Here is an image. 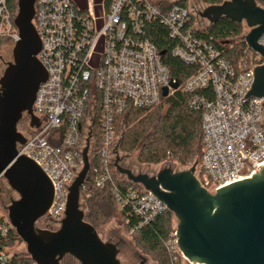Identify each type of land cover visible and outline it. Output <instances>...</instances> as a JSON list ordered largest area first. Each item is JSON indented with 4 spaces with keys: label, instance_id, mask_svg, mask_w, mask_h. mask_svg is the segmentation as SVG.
Listing matches in <instances>:
<instances>
[{
    "label": "built area",
    "instance_id": "obj_1",
    "mask_svg": "<svg viewBox=\"0 0 264 264\" xmlns=\"http://www.w3.org/2000/svg\"><path fill=\"white\" fill-rule=\"evenodd\" d=\"M204 8L191 0H36L33 24L42 43L37 57L48 76L33 105L39 125L31 126L30 116H25L27 126L18 125L25 142L17 149L19 156L41 165L54 183L53 203L38 221L40 228L60 227L87 145L90 165L91 159L98 163L96 186L108 189L120 209L138 218L131 234L168 210L141 185L140 191L135 186L124 191L113 175L114 165L107 162L125 111L159 105L165 87L169 95L179 89L189 93V106L202 111L198 177L203 187L209 189L214 182L218 189L252 177L264 164V98L249 95L260 57L246 47L234 64L211 40L197 35L207 25L199 15ZM17 11L8 0H0V38L11 46L20 39ZM153 25L166 29L172 56L194 66L183 83L171 77L161 48L149 37ZM259 43L264 47V34ZM177 81L178 89L172 88ZM4 180L0 174V185ZM81 201L85 204L83 196ZM0 230L7 235L9 226ZM177 240L175 229L166 248L188 264ZM9 251L1 250L0 264L12 260Z\"/></svg>",
    "mask_w": 264,
    "mask_h": 264
},
{
    "label": "water",
    "instance_id": "obj_2",
    "mask_svg": "<svg viewBox=\"0 0 264 264\" xmlns=\"http://www.w3.org/2000/svg\"><path fill=\"white\" fill-rule=\"evenodd\" d=\"M35 2L17 0L15 24L20 39L0 78V174L19 195L7 206V217L35 264H62L66 256L74 257L80 264H122L117 243L104 241L85 220L81 188L91 167L88 145L84 148V167L69 187L60 227L49 230L38 225L52 206L54 183L41 165L19 156L17 149L18 143L25 142L18 130L20 121L29 115L31 126L39 125L33 105L40 84L48 76L37 57L42 43L33 24ZM199 15L210 25L229 18L249 28L243 40L260 57L253 69L254 83L249 95L264 98V47L259 43L264 34V7L258 0H223L208 5ZM171 86L178 89L179 82ZM162 94L167 97L169 88H163ZM120 142L121 135L108 152L107 162L116 169L113 175H118L116 180L127 179L141 185L175 215L177 244L188 264H264V164L252 172V177L218 189L213 182L206 189L198 177L200 152L192 165H182L172 157L149 164L137 161L141 147L132 153L120 151ZM139 168L145 172L133 170ZM145 257L140 256L137 264H145Z\"/></svg>",
    "mask_w": 264,
    "mask_h": 264
},
{
    "label": "trees",
    "instance_id": "obj_3",
    "mask_svg": "<svg viewBox=\"0 0 264 264\" xmlns=\"http://www.w3.org/2000/svg\"><path fill=\"white\" fill-rule=\"evenodd\" d=\"M204 1L208 4L223 2V0ZM258 2L264 7V0H258ZM177 3H181V1ZM8 4L10 9L16 12L17 0H8ZM243 26L242 23L235 22L229 18H223L206 29L197 30V35L211 40L224 53L228 60L237 64L247 47L243 40L244 35L240 38L241 41L237 45L231 44L230 41L241 36ZM149 37L162 51H165L163 60L170 69L171 77L183 83L188 75L194 71V66L188 65L172 56L170 51L172 42L168 39L166 29L162 26L155 25L151 28ZM6 42L7 40L0 38V45ZM241 45L244 46L242 50L240 49ZM190 97L189 93L179 89L167 96L172 102L167 113L151 112L145 117L140 118L144 112L155 109L159 104L150 109H132L128 114L122 116L118 123V133L121 135L120 150L131 152L141 147L138 155L139 160L149 164L161 162L164 157L168 156V153H172L182 163H186L189 159L196 157L201 147L203 150L202 111L189 106ZM165 98L163 97V99ZM23 120L19 123L20 128L23 123H25V127L27 126V118L24 117ZM126 123L127 125L132 123L131 127H126ZM91 166L92 168L87 176L86 183L81 188L82 196L83 194H89L87 200L90 209L89 213L85 215V220L96 228V223L100 221L97 201L104 199L111 201L112 199L124 216L127 227L130 229L137 223L138 218L130 213L128 209H120L114 195L108 189H100L96 186V173L94 169L98 166V163L94 159H91ZM111 169L115 172L113 166H111ZM118 185L124 191L131 186H135L139 191L142 190L139 185H133L125 179L118 181ZM173 219L174 214L170 210H165L153 221L138 229L133 235H137L140 245L149 251L158 252L162 264H186L179 253H171L166 248V242L175 231V228L171 230ZM4 224L9 226V232L7 235H3L0 230V252L5 247L12 249L22 242L16 230L10 225L7 212L5 214L0 213V226ZM175 257L177 258L176 260ZM6 264L35 263L28 253L17 252L14 254L12 260Z\"/></svg>",
    "mask_w": 264,
    "mask_h": 264
},
{
    "label": "rangeland",
    "instance_id": "obj_4",
    "mask_svg": "<svg viewBox=\"0 0 264 264\" xmlns=\"http://www.w3.org/2000/svg\"><path fill=\"white\" fill-rule=\"evenodd\" d=\"M159 1V0H157ZM187 1V0H186ZM194 5L199 6V5H205L208 6L207 2L204 0H191ZM206 20V19H205ZM207 25L205 26L204 29H206L210 25V22L208 20ZM243 31L241 33V36H238L234 38L233 40L230 41L232 44H239L241 41L240 38L244 35L245 33V26H243ZM238 47V46H237ZM244 46H240V49L242 50ZM12 50L13 46L10 45L9 42L3 43L0 45V75L3 74V71L6 67L7 62L12 60ZM247 50V49H246ZM245 50V51H246ZM256 60V59H255ZM248 62L245 60L243 64H247ZM172 102L170 99L167 97L163 99L160 103L159 106H157L153 110H149L144 112L140 118L145 117L148 113L151 112H160L161 114L167 113L169 108L171 107ZM24 121V120H23ZM132 123L128 124L126 123V127H131ZM125 127V129H127ZM21 128H25V123L22 124ZM120 150V148H119ZM122 151V150H120ZM133 151L129 152L132 153ZM140 152V151H139ZM199 152L202 153V147L199 149ZM139 155V153H138ZM137 155V161L141 162L139 160V157ZM174 158L178 162H180L182 165H192L193 164V159H189L186 163H182L177 157H175L172 153L169 154L168 156L164 158ZM200 157L198 158V163L200 165ZM156 164V163H153ZM19 198V195L11 189L9 184L7 183L6 180H4L1 185H0V213L5 214L7 212V206L10 205L11 201L14 199ZM86 194H83V199H84V209H85V215L89 213V202L87 200ZM97 206H99V216H100V221L96 223L97 231L100 235V237L104 241H110L114 243H118V248H119V259L121 260L122 264H137L140 261V256H146L145 259H147L145 264H162L160 261L158 252H152L149 251L147 248L143 247L138 243V238L137 235H133L130 232V229L127 227V224L124 220V216L118 210L116 204L114 201H107V199L104 200H98L97 201ZM6 211V212H5ZM172 225H171V230L173 228L177 229V224L178 220L174 215V219L172 220ZM41 226V225H39ZM52 228V226L50 227ZM49 230H55V229H49ZM139 251H140V256H139ZM10 254H16L17 252L21 253H27L26 250V245L22 241L21 243L17 244L15 247L10 249ZM62 264H80L74 257L72 256H66V258L62 261Z\"/></svg>",
    "mask_w": 264,
    "mask_h": 264
},
{
    "label": "flooded vegetation",
    "instance_id": "obj_5",
    "mask_svg": "<svg viewBox=\"0 0 264 264\" xmlns=\"http://www.w3.org/2000/svg\"><path fill=\"white\" fill-rule=\"evenodd\" d=\"M163 168V167H162ZM135 172H137V171H141V170H143V168H139V170H136V169H133ZM148 172H150V173H155L157 170H147ZM49 229H53V227L52 228H49ZM118 244V243H117Z\"/></svg>",
    "mask_w": 264,
    "mask_h": 264
},
{
    "label": "crops",
    "instance_id": "obj_6",
    "mask_svg": "<svg viewBox=\"0 0 264 264\" xmlns=\"http://www.w3.org/2000/svg\"><path fill=\"white\" fill-rule=\"evenodd\" d=\"M204 6H205V5H204ZM205 7H207V6H205ZM204 9H205V8H204ZM204 9H203V10H204ZM203 10H202V11H203ZM200 17H201V16H200ZM201 18H202V17H201ZM202 19H203V18H202ZM243 25L245 26V33H247V32L249 31V30H248V27H247L245 24H243ZM245 33H244V34H245ZM240 59H241V58H240ZM240 61H241V60H239V62H240Z\"/></svg>",
    "mask_w": 264,
    "mask_h": 264
}]
</instances>
